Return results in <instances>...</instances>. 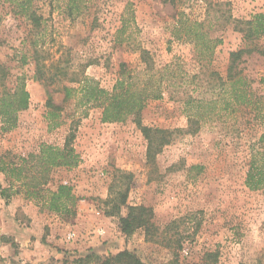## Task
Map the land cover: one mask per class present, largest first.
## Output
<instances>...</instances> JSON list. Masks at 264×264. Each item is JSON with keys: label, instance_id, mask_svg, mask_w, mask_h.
Returning a JSON list of instances; mask_svg holds the SVG:
<instances>
[{"label": "rangeland", "instance_id": "374dc122", "mask_svg": "<svg viewBox=\"0 0 264 264\" xmlns=\"http://www.w3.org/2000/svg\"><path fill=\"white\" fill-rule=\"evenodd\" d=\"M259 12L264 0H0V97L21 83L29 93L14 127L4 130L0 115V157L19 162L69 137L79 155L74 167H51L43 185H70L73 215L42 208L0 171L9 188L0 195V264H95L84 257L123 250L146 264H264V189L245 184L263 126L248 108L223 109L219 86L230 51L248 47L238 68L264 94V36L245 40L239 30ZM194 25L216 42L212 52L200 53ZM170 63L175 80L122 122H103L80 91L85 77L110 91L121 73ZM188 113L200 120L194 133ZM142 126L163 131L149 133L151 152ZM111 186L151 210L149 234L126 235L105 214Z\"/></svg>", "mask_w": 264, "mask_h": 264}, {"label": "trees", "instance_id": "16d2710c", "mask_svg": "<svg viewBox=\"0 0 264 264\" xmlns=\"http://www.w3.org/2000/svg\"><path fill=\"white\" fill-rule=\"evenodd\" d=\"M241 23L243 27L239 30L243 33L245 40L251 41L264 36V12L255 13L250 20ZM193 27L195 28V38L202 45L200 53L212 52L216 42L209 38L206 33H201L196 28L197 25ZM218 41L220 42V39ZM251 51L252 49L248 47L230 51L226 77L220 81L219 86L224 102L223 109L230 107L232 111H236L240 108H248L249 111L253 112L254 118L259 120L263 126L255 149L251 152L245 177V184L250 190H259L264 189V94H257L251 87L248 78L238 68L242 56ZM257 51L264 55V47ZM174 64L176 63L167 64L156 70H152L150 67L144 68L142 72H139L141 76L138 75L139 73H121L110 91L99 87L96 81L85 77L86 79L84 78L80 91L85 102H92L95 106L102 108L101 120L103 122H122L129 116L137 117L149 99L161 97L162 90L165 87L164 84H169L172 79L175 80L177 77L174 75ZM260 83L264 89V75L260 78ZM189 102L187 101V103ZM28 103L29 93L23 83L16 87L12 93L0 97V115L5 122L4 130L16 125V113L26 109ZM204 103L212 109L211 104L215 102ZM196 115L188 113L189 125L187 131L190 133L196 132L200 127V120ZM141 128L146 138H148V152H151L154 146L149 133L151 131L161 132L162 130L144 126ZM70 142L71 137L65 141L62 148L43 143L38 153H29L27 157H20L19 162L6 163L0 157V171L7 173L15 181L20 182V186L25 190V196L37 197L42 208L59 214L73 215L78 197L72 193L70 185L58 184L52 190L43 187L48 181V172L51 167H74L77 165L79 155L69 146ZM33 159L35 161L28 166L27 163ZM122 173V177H126L128 174L126 172ZM8 190L9 188L0 185L1 197H7L6 191ZM103 202L106 205L104 210L106 215L119 217V228L124 234L129 235L137 228H143L146 234H149L151 228H154L153 223L150 221L151 210L149 208L143 205L127 204V188L119 186L113 189V186H111L109 196ZM122 208H125V214L121 213ZM179 243H181V240ZM211 254L207 253L206 256ZM84 258H86V261L87 259H97L95 264H146L129 250H123L107 257L90 253ZM216 260V254H213L212 261L216 262ZM164 264L187 263L176 261Z\"/></svg>", "mask_w": 264, "mask_h": 264}, {"label": "built area", "instance_id": "2783aa9c", "mask_svg": "<svg viewBox=\"0 0 264 264\" xmlns=\"http://www.w3.org/2000/svg\"><path fill=\"white\" fill-rule=\"evenodd\" d=\"M68 237L71 238L72 235L70 234ZM184 253L187 254V251L185 249H184Z\"/></svg>", "mask_w": 264, "mask_h": 264}]
</instances>
